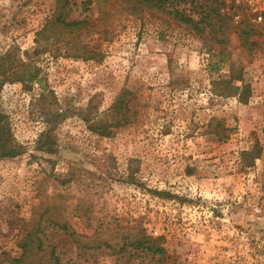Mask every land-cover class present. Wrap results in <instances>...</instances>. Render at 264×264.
<instances>
[{
    "label": "rangeland",
    "instance_id": "1",
    "mask_svg": "<svg viewBox=\"0 0 264 264\" xmlns=\"http://www.w3.org/2000/svg\"><path fill=\"white\" fill-rule=\"evenodd\" d=\"M163 1L0 0L2 63L51 28L43 84L0 91V264H264V0Z\"/></svg>",
    "mask_w": 264,
    "mask_h": 264
},
{
    "label": "trees",
    "instance_id": "2",
    "mask_svg": "<svg viewBox=\"0 0 264 264\" xmlns=\"http://www.w3.org/2000/svg\"><path fill=\"white\" fill-rule=\"evenodd\" d=\"M61 1V0H60ZM151 6H163V0H142ZM176 17L179 20L190 22L192 24L199 23L195 18L191 16H184V14L176 11ZM217 20H222L220 14H218ZM200 21H210L209 16H205L200 19ZM63 23L66 26H74L78 25L82 22L72 21L68 22L63 20ZM48 32H51V28L49 24L42 31L37 34L42 36ZM40 35V37H42ZM40 37H37L36 44L28 49L20 50V48H12L10 49L4 59L7 62L2 63L0 59V91L2 85L5 83H15L20 82L23 84L25 90L32 91L36 84H43V79L40 76L41 68L38 65L39 55L47 51V44H45ZM45 96L44 91H42L39 95V100L43 99ZM132 93L128 91L122 92V94L116 99L115 103L112 106L111 116L115 118V126H121L123 124H127L130 121V103L132 101ZM110 115V114H108ZM89 120L88 117L85 118ZM90 130L97 132L102 136H109L112 134L111 130L108 127H104L103 125H90ZM102 127V128H101ZM52 132L48 130L46 132H42L40 138L38 140V146L42 150H46L49 152L54 151V142L52 140ZM47 136V139H45ZM46 140V141H44ZM22 146L17 142L13 130L11 127V122L8 115L1 109L0 105V157L2 156H16L20 153ZM258 155V154H257ZM130 242L135 246L136 249H147L148 251H152L153 253H164V248L158 244H155L152 241V238L147 235H138L134 239H130Z\"/></svg>",
    "mask_w": 264,
    "mask_h": 264
}]
</instances>
